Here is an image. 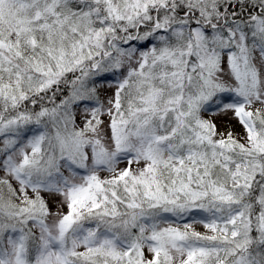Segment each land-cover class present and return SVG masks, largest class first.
<instances>
[{"label":"rangeland","instance_id":"374dc122","mask_svg":"<svg viewBox=\"0 0 264 264\" xmlns=\"http://www.w3.org/2000/svg\"><path fill=\"white\" fill-rule=\"evenodd\" d=\"M48 1L49 0H35V3L30 5L28 1L19 3L17 0H11L9 4L0 9H5L7 7L5 12H8L11 16L23 13V16L17 20L15 25H28L31 22L29 10H33L35 17H40L41 8L39 7L45 5L44 2L48 3ZM73 1L78 3V7L81 10H89L91 4L94 3V0ZM195 1L199 3L202 0ZM71 4L72 2H69L64 7L70 8ZM123 4L126 13H129L132 9L131 3L126 1ZM64 7H60L62 13L66 12ZM168 12L169 13L166 14L159 24H156L153 28L159 26L162 30L166 31L168 25H174V29L170 30H173V33L177 37H180L179 45H176L177 43L172 39H164V36H159L164 35L162 32H158L157 34L154 30L141 31L138 27L139 25L136 27L137 29L134 28L136 31L130 32L128 35L130 39H135L145 44L147 43V39L150 40V44H154L155 40L164 44V49H162L157 56H153L152 64L143 70H140L144 61L143 58H141L140 49L132 43L127 46L117 44L115 52L117 59L114 61L104 60L100 64V68L104 72L106 78L105 81H92V74H88L78 84L75 90L76 92L70 96L64 94L58 87V83L67 82L68 76L61 80L55 78L51 81L48 76L44 75L51 73L50 68H47L42 71L43 75L35 76L32 79L35 80L38 78L34 81L35 84L33 87L37 89V93L42 94V98H40V94H37L35 97L40 98V100L32 105L25 106L24 115L20 116V129L15 128L13 130V132L17 133V136H14L10 130L14 121L4 119L0 123V183L10 189L9 191L4 188V193H0V214L11 215L7 212L10 211L12 213L15 209L13 207L14 202L12 196L14 194L12 191L17 192L18 181L15 180L11 173L7 156L12 154L13 159L19 162L21 160L22 150L31 149L34 137L30 132L32 125L28 123L36 119V123L41 124V122L47 121L56 126L57 118L51 108H55L56 112H59L63 105L71 103L73 99H76L82 94L90 98H96L97 95H101L100 98L103 103L102 108L99 110V112H102L100 113L101 118L97 119L98 124H95L92 133L89 134L91 138L87 136L88 140L91 139V143H93L94 146H92L91 149L88 141L82 144L75 141L69 145L62 137L61 132H55L53 135L50 133L39 159L44 160V168L50 172L54 169L59 159L64 158L62 156L63 154H73L75 160L82 164L78 165V168L81 166L90 169L91 171L89 172H98L102 179L114 175V181H106L108 185H115L118 179L123 176L122 172L119 174L121 160L125 156L132 155L133 152H139V156H141L144 150V148L140 146L142 140L138 135H136V133L127 135V132L123 131V127L130 122L129 120H133L140 126L149 129L150 126L146 124L150 123L151 115L155 114L158 115L155 121L157 119L158 121H162L165 116L168 118V122L172 125V129L167 133V138L174 139L181 135V139L178 142V150L183 151L188 156H191L192 153L197 151V148H200L202 151L205 149V146L208 145H210V155H216V150L220 148V145L216 144L220 141L219 134H232V136L236 137L248 133L244 132L245 124L241 123L239 119L237 113L238 106L236 105L243 99L245 100L249 97L253 100L260 98L264 99V52L261 59L260 55H258V53L256 54V59L252 61V73L246 75L243 72L244 63L241 59L236 63L228 54L226 60L220 57L224 48L233 46V44L229 46L220 39L219 33L223 28L221 25L218 28H211L217 30L216 35L213 37H209L208 33L202 30L200 26L201 30L194 32L192 35H187L180 29H175L187 16L182 15L177 6H173ZM3 13L4 12L0 10V16L3 15ZM211 13L218 18L219 10L217 4L211 7ZM256 13L257 15H253L263 22L262 28L258 31L259 34H263L261 45H256V50H260L261 54V51L264 50V7L258 9ZM96 14H88L85 18L93 19L91 23L97 26L100 31L107 24L104 20L109 19L111 20L110 24H112V19H115L113 14L111 18L107 14L103 16H100L98 12H96ZM233 16L235 17L234 13ZM247 16L248 17H245V14H241L240 19L247 21L251 19L250 14ZM208 19H210V16H208ZM223 19L226 20L227 18ZM193 20H195V18H193ZM252 26L258 27L259 23L253 22ZM1 30L3 31L2 28ZM12 30L14 29H11L10 35L3 36L0 34V36L3 37V42H0V44L4 47V50H2V52L0 51V67L3 70L7 68V65L11 62L12 58L16 56L15 54L19 50L13 37H17L16 34L20 31L12 32ZM104 30L105 28L103 31ZM4 37L6 38L4 39ZM235 37L239 38L238 35ZM90 47L92 46L88 47L82 45L80 47L83 53L81 60L79 58V61H72L76 54H72L68 57L60 56L55 62V65L62 71L63 75L68 74V72L75 67L83 68L84 64L91 66L94 63V52L91 51ZM128 51L131 53L130 57H127ZM167 58L170 59L172 69L164 72L163 63ZM131 69L135 70L133 78L137 77L140 83L137 88V94L134 97L138 105L135 108H130L127 112L123 111L127 104L126 98L124 100V106L119 112L121 130L125 133V137L127 138V143L123 146L122 140H116L118 132L115 131L114 123L111 122V114L115 111L112 108L114 100V98H112V89L114 91L118 89L120 85L114 83L117 82L116 80L114 81L111 79L110 82L107 75L110 71H113L116 73L117 78H121L122 73ZM145 72H150V74H144ZM165 75H169L167 87L170 88V92H163L165 90L161 87V82L164 83L162 78ZM46 77L48 79H46ZM135 80L136 79H133L134 82ZM246 87L255 89V91H250V94H252L251 96L243 93V89ZM13 91L14 95L12 98L13 101H16V99L23 94L22 85H19L17 88L13 87ZM26 91H30V89ZM145 107L148 110L145 111ZM31 114L34 119L27 120V117ZM79 114L83 118L91 116L89 109L86 107L81 108ZM150 130H153V128H150ZM165 151H167L165 145L163 148L161 147L159 149V160L169 161V153ZM97 159L100 165L103 161V163L110 168L109 172H107L108 174H104L103 167L97 169ZM132 160H134V158ZM177 160L179 159L177 158ZM37 162L38 161L33 164L34 170H43L37 166ZM251 162L252 160H250L248 166ZM196 163V161H190L186 169H190ZM261 163L262 162H255L252 167H243L242 170H237L235 174L241 173L246 168V175H250L249 171L258 170V168L261 169ZM135 164L137 163H133V166ZM141 164L138 170L147 166V164ZM118 169L119 172H116ZM114 176L110 178L113 179ZM84 179L86 178L71 176L70 180L64 179L66 182L64 183L62 181V175H60L56 182V188H61L62 192H60V194L48 193L46 195L41 190H35L33 188L29 194L22 198V203L25 206L42 204L46 199L50 200V205H41L47 210L45 219L49 226H47V228H42L36 225L33 228L31 246L34 249V254L31 253L30 263H25L20 258V249L16 247L15 240L9 233L11 230L9 227L12 229L14 228V221L8 219L4 224L2 223L3 227L7 228L0 233V242L3 248L0 254V264H61V257L58 254L59 251L63 253H74L78 258L77 261L79 264H163L162 259L166 260V263L173 264H197L199 262L196 255H194L193 260H190L188 256L182 258L185 256V252L186 255L188 254V250L181 244L173 243L172 241H162L160 234H157L156 237H152L147 233L142 239L140 237V242L134 241L138 249H134L132 254L127 253L129 249H122L117 245L110 244L111 240L104 236H101L97 240V246H92L91 248L83 246L79 239L83 232H79V229L89 222V220L96 219L97 216L95 215H105L110 207L101 204L94 206L89 205L88 210H95L93 213L94 215H83L79 210L78 216L81 218L76 216L73 221L72 218H68L70 222L64 223L68 227L62 230L60 226L63 220L60 221V219L64 218L66 212L75 209L79 200H87L91 197L83 191V194H80V192L78 193L77 190H74L79 184L83 183L84 185L86 183ZM246 187L243 181L241 183L236 180L231 182L228 188H221L215 185L210 191L195 189L193 193H188V202L192 203L189 205H182L179 202L177 190H172L173 192L167 198V201L172 204V206L181 210H184L187 206L193 207L198 204L208 207L215 206L219 210L221 218V214H224L225 218L222 219V222L212 226L207 225L209 224L208 222L207 224H202L201 222L195 221V214L190 212L189 218L183 225H176L173 223L166 224L164 231L169 230V226H171L172 229L188 232L192 238L201 240L209 239L216 244L221 235L226 238L229 236L231 230L230 236L234 239V245L228 248V252L235 253L237 251H243L245 246L255 241L249 229L250 222L252 221L251 216L254 214L250 212L251 205H249L245 198H237L231 196V194L237 191L244 192ZM107 189L108 187L105 190ZM99 190H104L103 184H100ZM73 197L75 198L69 203V200ZM258 200L260 201H258L260 208H263L261 211L262 218L257 220L258 228L264 233V197ZM238 206H240L241 209ZM109 210L111 211V209ZM19 214L26 216L25 211L19 212ZM141 217L140 215L127 218L114 217L111 224L113 223V227L118 229L119 233L122 232L123 235L126 236L129 235L130 231L132 232L135 227H137L139 231H142L143 226H146ZM239 219L241 220L239 221ZM229 220L231 221L227 224L228 226H226L225 224ZM229 225H233V227L229 229ZM216 233L219 234L218 238L215 237ZM68 234L69 239H66ZM166 238L167 236L164 233V239ZM263 240L264 235L260 241H256L258 247H260L259 254H256L261 258H264V245L260 246L259 244ZM105 246L109 247L104 248ZM131 255L132 257H130ZM257 256L253 255L251 259L257 260Z\"/></svg>","mask_w":264,"mask_h":264},{"label":"trees","instance_id":"16d2710c","mask_svg":"<svg viewBox=\"0 0 264 264\" xmlns=\"http://www.w3.org/2000/svg\"><path fill=\"white\" fill-rule=\"evenodd\" d=\"M10 1L11 0H1L0 8L9 4ZM17 1L19 3L28 1L30 5L35 3V0ZM126 1H129L132 5V9L129 13H126L123 7V3ZM69 2H72L70 8H65L64 6ZM163 3H165L166 6ZM44 4L45 5L39 7L41 8L40 17H35L33 10H29L31 22L28 25H15L17 20L23 16V13L11 16L8 12H5L7 7L5 9H0L4 12L3 15L0 16V34L3 36L10 35L11 29H14L12 32L20 31L16 34L17 37H13L19 49L16 54L14 53L16 56L12 58L5 70L0 67V117L2 115L5 116L4 118L11 117L9 121L14 122L10 130L20 128L16 118L19 109L17 105L13 103L12 98L14 95L13 87H16L17 83L34 82L38 78L35 80L32 79L35 76L43 75L42 71L47 68H50L51 73L44 75L49 78L55 76L59 77L60 74L58 70H55V68H57L55 62L60 56L68 57L72 54H76L72 61H79V58L81 60L83 56L80 47L82 45L88 47L92 46L90 49L94 52L93 61L100 69V64L104 60L114 61L117 59V55L112 51V49L114 50L115 48V44H123L124 46L130 43L137 44L138 40L130 39L128 35L130 32L136 31L138 25L141 31L148 28L144 31L154 30L157 34L158 32H162L164 35L159 36H164V39H172L177 43L176 45H179L180 37H177L173 33V30H170L174 29V25H168L166 31L162 30L159 26L153 28L156 24H159L167 13H169L168 11L171 10L173 6H177L179 12L187 16L185 20L181 21L175 28L180 29L187 35H192L202 28V30L208 33L209 37H213L216 35L217 30L211 28H218L221 25L223 28L219 33L220 39L229 46L232 44L233 46L224 48L220 57L226 60L228 54L236 63L241 59L244 63V74L247 75L248 73H252V61L256 59L257 53L260 55V59L262 58L260 50H256V45H261L260 37L263 34H259L258 31L262 28L263 22L254 15H257L256 11L258 9L264 7V0H228L227 2H224V0H202L199 3L195 0H94L89 10L79 9L78 3L73 0H49L48 3L44 2ZM216 4L219 10L218 18L211 13V7L213 5L216 6ZM61 6L64 7L65 13L60 11ZM96 12L100 13V16L107 14L110 18L113 14L115 19H112V24H110L111 20H104L107 22V28L103 27L100 31L97 26L91 23L93 19L85 18L88 14H96ZM241 14H245V17H248L247 15L250 14L251 19L248 21L242 20L240 19ZM208 16H210V19H208ZM193 18H195V20H193ZM223 18L227 19L224 20ZM253 22H258L259 26L253 27ZM104 28L105 30L103 31ZM236 35H238L240 39L235 37ZM5 38L6 37H4V39ZM0 42H3L2 36H0ZM154 45L155 48L153 50L148 49L144 51L145 53H151L147 58L150 62L153 61L154 55L157 56L160 51L164 49V44L159 43V41L155 42ZM2 50H4V47L0 44V51L2 52ZM105 51L107 53H104ZM130 56L131 53L128 51L127 57ZM145 63L146 64L141 67L142 70L150 66L148 62ZM163 68L165 69L163 70L164 72L168 69L167 59H165L163 63ZM144 74L149 75L150 72H145ZM168 76L169 75H165L163 78L161 76L158 77L164 79ZM133 77L134 75L131 74L121 88L119 94L122 98L123 106L124 100L127 98L126 107L123 109L125 112L138 105L134 97L137 94V88L140 83L137 77ZM46 79L48 78L46 77ZM133 79H136L135 82ZM168 83L167 80L164 83L161 82V87L165 90L163 92H170V88L167 87ZM252 90L255 91L254 88L246 87L243 89V93L251 96L252 94H250V91ZM245 100L247 101L244 103L241 113L238 111L237 113L239 119L242 116L248 124V128H245L244 132H250L236 137L232 136V134H219L220 141L216 144H219L220 148L216 150V155H210V145H208L205 146V149L202 151L200 148H197L196 152L188 156L183 151L178 150L179 145L177 141H172V148L168 154L170 157L169 161L159 160V149L161 148L164 137L171 131L172 125L168 122L166 116L162 121H158V119L155 121L158 115H151L150 123L146 125L155 130L154 134L159 136L158 140L162 143H152L150 145L145 143L143 146L145 152H143L141 156L138 154L136 157H124L120 163V172L119 169L116 171L119 172V174L121 172L123 173V176L118 179L116 187H109L105 190L108 187L106 180H114L104 178L103 181L106 186H103L104 190L99 194L102 197L98 198V200H93L92 198H89V200L98 203V205L110 206L109 209H111V211L108 209L106 212L107 215H113L112 217L127 218L139 215L142 216L146 210L153 211V214H158L168 208H173L171 207L172 204L167 201L168 196L173 192L172 189L177 190L179 202L185 205L188 203L189 190L199 188V190L204 189V191H210L215 185L221 188H228L231 182L238 180L241 183L243 181L247 187L244 192L237 191L232 193L231 196L245 198L249 205H251L250 209L253 210L255 216L260 214L263 208H260V201L258 199L263 198L259 195L262 189L261 185L264 182L263 168L261 167V169L258 168V170L249 171L250 176L248 179H245L242 173L235 174V172L239 170V167L248 165L250 160H252V162L249 166L252 167L254 159L256 160L259 158L261 151L264 149V99L260 98L253 100L249 97ZM144 110L146 111L148 109L145 107ZM129 121L130 122L123 127V131L127 132V135L136 133L140 139L143 133L146 135L148 131L146 127L140 126L133 120ZM75 122L76 124L74 126L77 131L83 120H75ZM70 131L73 133L72 129ZM133 158L134 160H132ZM177 158L179 160H177ZM190 161H196L197 163L190 169H186ZM133 163L137 164L133 166ZM141 163L147 164V166L138 170L140 168L139 166L142 165ZM83 186L85 187L84 190L96 193V188L92 189L87 183ZM256 186L258 189H256ZM4 188L10 191L4 184L0 183V193H4ZM12 192L14 194L12 196L14 202L19 204V202H22V198L30 193V189L27 184H23L18 190L19 195L14 191ZM79 192L83 194L82 190ZM45 201L47 205H50V200L46 199ZM80 206L81 205H79V208H81ZM81 210H83V212L89 211L85 204ZM7 213L11 214L9 217L10 220L14 221V223L19 222L20 224L19 217L21 218V216L18 212V206L15 207L14 212L11 213L8 211ZM159 220L160 219L155 217V226H143L142 231H139V229L135 227L136 236L143 237V235L145 236L147 233L156 234L158 231L162 241H172L176 243L178 234L175 235L174 233L177 232V229H172V227L169 226V230L164 231L166 224L162 222V224H157L156 222ZM0 222L2 223L1 218ZM254 231L255 233L253 234L255 239L259 240L261 238L260 232L256 228H254ZM164 233L167 236L166 239H164ZM215 235L219 236L218 233ZM206 240L207 242H213L208 239ZM137 241H139V239ZM205 242L199 243V251L193 249L194 253L199 252L196 256L199 261L197 264H223L218 262V255L223 257L224 260H227L226 263H229V261L234 264L246 263L245 259H249L251 254H255L257 250H260V247L257 249L254 248V243L245 253L228 252L227 249L230 247L227 245L231 244L233 240L227 238L225 242L219 243L220 245H224L221 251L216 250L214 254H201L200 251L203 250V248L211 246ZM134 245L135 246L129 251V254H132L134 249H138L137 245ZM259 245H264V242L262 241ZM199 255H205L206 259L200 258ZM187 256L190 260H193L194 255L191 251H188V254H185L182 258H186ZM162 262L163 264H173L166 263V260L163 259ZM256 262L257 260H250L249 264H255Z\"/></svg>","mask_w":264,"mask_h":264}]
</instances>
